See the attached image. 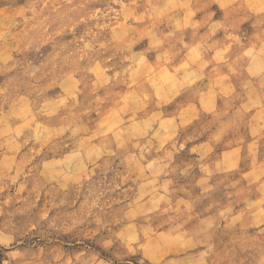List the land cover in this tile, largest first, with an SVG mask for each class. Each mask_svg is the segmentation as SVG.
Here are the masks:
<instances>
[{"label": "rangeland", "instance_id": "1", "mask_svg": "<svg viewBox=\"0 0 264 264\" xmlns=\"http://www.w3.org/2000/svg\"><path fill=\"white\" fill-rule=\"evenodd\" d=\"M0 264H264V0H0Z\"/></svg>", "mask_w": 264, "mask_h": 264}]
</instances>
